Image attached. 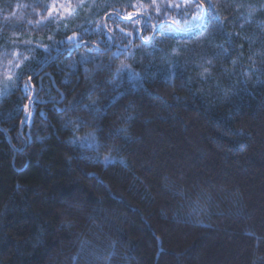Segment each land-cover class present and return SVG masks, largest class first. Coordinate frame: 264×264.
<instances>
[{
	"label": "trees",
	"instance_id": "obj_1",
	"mask_svg": "<svg viewBox=\"0 0 264 264\" xmlns=\"http://www.w3.org/2000/svg\"><path fill=\"white\" fill-rule=\"evenodd\" d=\"M49 2L0 0V69L16 42L29 57L0 98V264H89L81 241L112 245L119 264H264V37L253 34L264 0H212L223 31L210 12L203 23L215 26L214 48L178 60L173 75L161 66L147 75L137 60L195 36L202 22L191 11L166 16L141 1V41L144 18H133L145 8L129 0H107L94 31L39 23L35 12L44 17ZM73 33L81 40L68 51ZM109 33L126 49L94 47L106 50ZM55 54L44 69L53 80L39 82ZM93 102L106 111L90 114ZM77 120L87 123H69ZM122 128L134 142L111 136ZM93 135L105 146L94 147ZM109 156L117 162L103 163Z\"/></svg>",
	"mask_w": 264,
	"mask_h": 264
},
{
	"label": "rangeland",
	"instance_id": "obj_2",
	"mask_svg": "<svg viewBox=\"0 0 264 264\" xmlns=\"http://www.w3.org/2000/svg\"><path fill=\"white\" fill-rule=\"evenodd\" d=\"M141 1H147V0H129V3L131 2L133 6H139L142 4ZM149 1L151 2L152 5V0ZM176 2L182 3L183 0H176ZM106 4H107V0H50L47 6L48 11L46 15L41 18L42 14L40 11L42 10L36 11L35 18L39 20L38 21L39 23L49 22L51 20L53 21L52 23L55 25L58 22H63V25L65 27L71 24V26L69 27L71 31L75 29L78 30L79 28L83 29L84 26H86V30L94 31L95 29L100 27V20L98 21V19H100L101 16L98 15V13L99 11H101L100 8L105 7ZM157 4L163 7L164 5L168 4V0L166 1L157 0ZM77 5H79V7H77ZM96 6L99 8H97ZM93 8L94 9L97 8L98 11L91 15L90 11ZM65 9H68L69 11H65ZM186 17H188V15ZM255 27H257V31L254 32L253 34L260 33L261 34L260 38L264 37V33H261L264 32V23H259L258 25L256 24ZM214 31H215V26L211 23L207 24V27L202 36L193 35L192 38L185 37V40L183 41L175 40L169 45L171 46L170 49H166L165 47L161 48L155 45L154 47L150 48L149 51L145 52L146 57L151 56L150 58H148L145 61H143V58H139L137 61H139L140 66L142 63L144 64L143 69L147 75H151L152 71L157 74L158 70L160 71V68H158L160 66H161V71L162 70L165 71L166 69H168L169 70L168 72H170L169 74L173 75L178 67L177 65L181 64L178 60L183 59L184 61L183 63H185L186 58L189 60L190 57L196 55L194 57L195 59L204 50L205 45H209V48L207 50H212L214 48V45L210 43L212 41V34H214ZM262 42H264V40ZM185 44L188 45V48L184 50L182 55H180L179 57H174L173 51L182 48ZM14 46L15 47L13 49V54H10L2 58V62L4 63L3 66H7V69L5 70L0 69V73L2 74L0 75V98L2 97V95L5 94V91L3 90V87L5 88V86H2L3 81L10 80L9 77L12 78V73L17 68L16 65L17 64L21 65L23 60H25V57H27V55H25L24 52H21L22 50L21 43L16 42ZM137 48L139 47H136V52L138 50ZM18 49L20 50V52ZM156 50L159 51L156 52ZM165 52L167 55L165 54ZM133 54L134 53H129L127 56L130 57ZM169 57H171L170 60L168 59ZM164 63L166 64L162 66V64ZM254 63H255V59H254ZM256 65L258 66L257 61H256ZM259 66L262 67V69H264L263 65H259ZM255 71H257L256 68ZM128 76L132 79H136L134 72H132L131 70H128ZM86 140L87 138H82L80 144L81 145L84 144Z\"/></svg>",
	"mask_w": 264,
	"mask_h": 264
},
{
	"label": "snow or ice",
	"instance_id": "obj_3",
	"mask_svg": "<svg viewBox=\"0 0 264 264\" xmlns=\"http://www.w3.org/2000/svg\"><path fill=\"white\" fill-rule=\"evenodd\" d=\"M152 6L155 7V10H156V12L158 14L161 12V5L157 4V0H152ZM77 7H79V5H77ZM139 7L145 8L144 15L147 16L148 15V12H147V7L148 6L144 5V4H141V5H139ZM163 7L165 9L164 10V15H166V16L168 15L167 9L180 10L181 14L183 16H185V17L189 14V11H191L192 18L194 20H196V21L202 22V26L199 27V30L196 33V35H199V36L203 35V33H204V31H205V29L207 27V24L203 23V22L205 21V18L208 16V14L210 12L213 15V19H216V28H217V30L218 31H223L222 22L218 18H216L215 11H214L215 8H216V5L212 4V0H183L182 3H177L176 0H171V2H169L166 5H164ZM49 11H51V10H49ZM65 11H69V10L65 9ZM130 18H131V14H130ZM170 19L172 20L173 24L178 23V20L175 17H170ZM185 24H188L187 20L185 21ZM155 27L156 26L153 25V28H155ZM241 27H243V25H241ZM172 30H176V29H172ZM232 35L233 34L229 33L228 34V39H231ZM236 35H238V34H236ZM244 39H247V37H245ZM80 40H81V36H79L77 33H73L71 36H68L67 40H66V43H67V45L69 47V50H71L75 45H77ZM240 47L242 48L243 45H241ZM187 48H188V45L185 44L182 48L174 50L173 51V56L174 57H179L180 55H182L183 51L186 50ZM30 51H34V49H30ZM45 51H48V49L45 48ZM223 51L225 53H227L228 49L224 48ZM28 59H29V57H25V60H28ZM16 67L19 69L20 65L17 64ZM30 71H32L33 75H34V70L30 69ZM33 75H29V77H28L29 81H31L33 79ZM203 78L204 77L202 76L201 79H203ZM9 79H11V77H9ZM13 86H15V85H13ZM23 90L26 93L29 92V87H28L27 83L24 84ZM29 99H33V97L29 96ZM78 103H79V101H76L73 104H70L69 105V109H75V107H76V105ZM28 107H29L28 104L24 105L25 112L27 113L25 119H28L31 116V113L27 112ZM84 107L89 111L90 114H93V115L101 114V113L106 111V109L97 108V102H93V104H91V105H85ZM124 120H125V123H127L128 121L131 120V117H126V118H124ZM69 123H75L78 126H83V124H85L87 122L84 121V120H77V121H70ZM111 136L115 137V138H123L125 144L134 142L133 138L128 135L127 128L115 129L113 131V133L111 134ZM89 139L91 140L92 145L94 147H96L97 149H99L100 147L105 146V145H101L100 142L98 140H96L94 135L89 137ZM121 147L122 146L113 145L111 150L119 152L121 150ZM115 162H117V161H115V159L110 157V156L109 157H105L104 161H103V163H106V164H112V163H115ZM119 162L124 164L123 161H119ZM125 166H127V165L125 164ZM77 210H79V209H77ZM178 222H186V221L179 220ZM202 226L206 227V225H202ZM81 247H82V249H85L86 248V243L82 242ZM261 259H262V261H264V258H261Z\"/></svg>",
	"mask_w": 264,
	"mask_h": 264
},
{
	"label": "clouds",
	"instance_id": "obj_4",
	"mask_svg": "<svg viewBox=\"0 0 264 264\" xmlns=\"http://www.w3.org/2000/svg\"><path fill=\"white\" fill-rule=\"evenodd\" d=\"M86 243V248L82 249L80 247V254L85 257V259L91 257L89 264H119L122 256L116 252L112 245H109L105 250H95L92 249L87 241H81Z\"/></svg>",
	"mask_w": 264,
	"mask_h": 264
},
{
	"label": "flooded vegetation",
	"instance_id": "obj_5",
	"mask_svg": "<svg viewBox=\"0 0 264 264\" xmlns=\"http://www.w3.org/2000/svg\"><path fill=\"white\" fill-rule=\"evenodd\" d=\"M112 14H114V12H111ZM103 23H104V25H105V19L103 20ZM109 36H110V41L112 42V39L114 40V38H111V34L109 33ZM138 38H139V35H138ZM132 40L134 41V37L132 36ZM111 44V43H110ZM79 44H77V45H75L72 49H76L77 47L76 46H78ZM95 44H92V43H88V45H86V46H88L89 47V50L90 49H92V50H94L93 48V46H94ZM117 45H118V43H114L113 44V47L111 48V50L113 51V53H114V47H115V50L117 51V52H122L121 50H124V49H126V46L125 45H121V44H119L118 46H120V47H117ZM110 46V45H109ZM124 47V48H123ZM71 49V50H72ZM63 50V49H62ZM66 50H68V51H71V50H69V48L68 49H66ZM110 50V51H111ZM56 55V54H55ZM54 55V56H55ZM53 56V57H54ZM52 57V58H53ZM52 58H50V59H52ZM42 66H40L39 68H41ZM38 68V69H39ZM37 69V70H38ZM36 76L35 77H37L38 78V81L39 82H41L45 77H49L51 80H53L52 78V76H51V74L50 73H48V72H46V71H44V69H41V71H39L38 73H36L35 74ZM34 77V78H35Z\"/></svg>",
	"mask_w": 264,
	"mask_h": 264
},
{
	"label": "water",
	"instance_id": "obj_6",
	"mask_svg": "<svg viewBox=\"0 0 264 264\" xmlns=\"http://www.w3.org/2000/svg\"><path fill=\"white\" fill-rule=\"evenodd\" d=\"M137 17H143V18H144V23H143V25H142V28H141V31H140V34H139V39L142 41V40H143V39H142V36H143L144 27H145V25H146V23H147V17H146L145 15L140 14V15L134 17L133 19H135V18H137ZM127 20H131V19H127ZM164 25H165V22L158 24L157 27H156V29L153 31V35H154L159 29H161ZM153 35H152V37H153ZM147 42H148V41H147ZM113 44H114V40L112 39V42H111L110 46H109L106 50L100 49V48H98L97 46H94V47H96L100 52L106 53V52H108V51L111 50V48L113 47ZM117 47H120V46L117 45ZM123 48H124V47H123ZM57 56H58V54L55 55L52 59H50L46 64H44V65L42 66L41 69H45V68L47 67V65H48L50 62H52ZM41 69H40L39 71H41ZM39 71H38V72H39ZM38 72H37V73H38ZM61 101H62V99L59 100V103H60ZM29 103H30V100H29L28 104H29ZM26 115H27V113H26Z\"/></svg>",
	"mask_w": 264,
	"mask_h": 264
},
{
	"label": "bare ground",
	"instance_id": "obj_7",
	"mask_svg": "<svg viewBox=\"0 0 264 264\" xmlns=\"http://www.w3.org/2000/svg\"><path fill=\"white\" fill-rule=\"evenodd\" d=\"M59 54V53H58ZM57 55V54H56Z\"/></svg>",
	"mask_w": 264,
	"mask_h": 264
}]
</instances>
